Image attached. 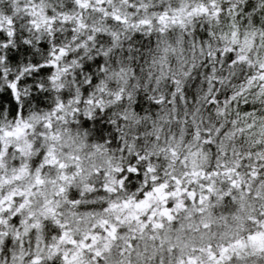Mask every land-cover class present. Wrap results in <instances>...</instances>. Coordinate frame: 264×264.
I'll return each instance as SVG.
<instances>
[{
  "label": "clouds",
  "instance_id": "1",
  "mask_svg": "<svg viewBox=\"0 0 264 264\" xmlns=\"http://www.w3.org/2000/svg\"><path fill=\"white\" fill-rule=\"evenodd\" d=\"M0 264H264V0H0Z\"/></svg>",
  "mask_w": 264,
  "mask_h": 264
}]
</instances>
